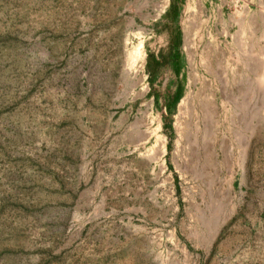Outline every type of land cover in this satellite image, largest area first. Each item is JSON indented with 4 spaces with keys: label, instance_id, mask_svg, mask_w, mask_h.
I'll return each mask as SVG.
<instances>
[{
    "label": "rangeland",
    "instance_id": "374dc122",
    "mask_svg": "<svg viewBox=\"0 0 264 264\" xmlns=\"http://www.w3.org/2000/svg\"><path fill=\"white\" fill-rule=\"evenodd\" d=\"M201 4L196 31L195 0H0V264H264V0ZM191 26L198 78L209 40L241 71L216 156L178 112Z\"/></svg>",
    "mask_w": 264,
    "mask_h": 264
},
{
    "label": "bare ground",
    "instance_id": "6f19581e",
    "mask_svg": "<svg viewBox=\"0 0 264 264\" xmlns=\"http://www.w3.org/2000/svg\"><path fill=\"white\" fill-rule=\"evenodd\" d=\"M196 1H198V6H199V13H197L198 14V18H193L194 20H190V22H189V25L190 24H193V26L195 25V22H196V25L194 26L195 28H196V31H197V29L198 30H202V29H204L203 28V7H202V4H201V1L202 0H195V2ZM194 15V14H193ZM238 20V19H237ZM243 20V19H242ZM194 21V22H193ZM236 21V20H235ZM241 21V20H240ZM243 24V23H242ZM241 24V25H242ZM244 25V24H243ZM193 26H191V27H189L188 29H187V38H186V44H187V46H188V48H189V51H188V55H189V62L191 63V67H192V69L194 70V73H193V80H194V82L195 83H197L198 81H201V86H202V92H201V95L199 96V99L197 98V100H195L194 101V99H193V96H192V94H191V96H189V97H187L186 99H184L183 101H182V103H181V107L179 108L180 110L178 111V112H180L179 114L181 115H179L181 118H183V115H187L188 114V112H189V114H190V117H189V119L191 118V120L194 122L195 120H197L198 122L195 124V123H193V124H195L194 125V127H195V131H197V134L195 135V141L199 138V141H203L202 143V146H205L204 148H205V150L207 151V152H213L214 154H215V156L217 155V148H216V141H217V139H216V136H215V134L212 132V126L214 125L213 123H216L215 121V119H216V117H217V114H218V102H217V99H216V93H215V89L217 88V89H219L220 91H221V95L220 96H222V100L224 101V102H222L221 104L224 106L225 105V102H231L232 100H233V98L234 99H238L237 97L235 98V97H233V93H234V91H232V88L230 87V81L234 78V79H236L237 80V78L238 77H240V73H241V71L239 70V69H237L235 66L237 65H235L234 67V69H232V71H233V73H232V75H230L228 72L230 71L231 72V70H229V67H230V60H228V58H227V54H226V52H225V50L222 48V46H220V45H218V44H215L212 40H209L208 41V43H207V45H206V47L204 48V50H203V52H202V54H201V57H200V62H199V64H200V66L203 68V70L205 71V75H207V76H204V78H203V80H201L200 78H198V76H197V73H196V71H197V69H196V66H195V57H194V54L192 53V50H193V46H194V43H193V41H194V37L197 35V34H195V33H193ZM248 26V25H247ZM245 27H246V25H245ZM245 29H247V28H244V30H243V28H242V30L245 32ZM249 29H251V28H249ZM204 31V30H203ZM191 32H192V34H191ZM249 32V31H248ZM227 34V33H226ZM245 34V33H244ZM193 36V37H192ZM210 36V35H209ZM253 44V43H252ZM245 46H247V45H245ZM250 46V45H249ZM248 48V47H247ZM246 48V49H247ZM250 48V51H251V49H252V47L250 46L249 47ZM264 48V47H263ZM263 48H262V50H263ZM264 51V50H263ZM253 50L250 52V53H252L253 54ZM249 53V50H245V53H244V56H243V69L242 68H240V69H242V70H244V73L246 74V77H247V82L245 83V84H247L248 83V86H247V88L249 89V93H245V94H250V97H252V93H254L253 92V89L255 88L254 86H253V77H256V76H254L256 73H255V65H256V62L254 61V56L252 55V54H250ZM261 54H263V53H261ZM263 56V55H262ZM238 58H240L239 57V54H238ZM242 58H240V60H241ZM140 60H141V57H140V49H138V50H136V51H133V52H131V53H129V56H128V63H127V68L129 69V70H133L137 65H138V63L140 62ZM240 60H239V62H240ZM264 61V60H263ZM233 63V62H232ZM255 63V64H254ZM242 65V64H241ZM237 66H239V65H237ZM232 67V66H231ZM141 69V68H140ZM128 70V71H129ZM262 70L264 71V69L262 68ZM192 73V72H191ZM264 72H262V74H261V76L262 75H264L263 74ZM241 77H244V76H241ZM196 78V79H195ZM230 78H232V79H230ZM212 79H214L215 80V85H214V83H213V81L214 80H212ZM240 78H238V80H239ZM243 80V79H242ZM245 80V79H244ZM234 82V81H233ZM237 82L238 81H236L235 83L237 84ZM242 81H240L239 82V85L241 84V86L240 87H242V83H241ZM233 84V83H232ZM235 84V86H237ZM237 89H238V87H236ZM243 88H244V86H243ZM246 89V88H245ZM247 90V89H246ZM242 92H240V90H239V92L240 93H243L244 91L243 90H241ZM238 92V93H239ZM239 93V94H240ZM234 96H236L235 95V93H234ZM237 96H239V95H237ZM253 96H254V94H253ZM247 97V96H246ZM245 97V98H246ZM249 97V96H248ZM244 99V98H243ZM246 100H247V98H246ZM233 101H235V100H233ZM245 101V100H244ZM253 100L251 99L250 100V102H252ZM237 102V101H236ZM249 102V101H248ZM245 103V102H244ZM234 104H235V102H234ZM247 104H249V103H247ZM220 105V104H219ZM221 105V106H222ZM238 105V104H237ZM250 105V104H249ZM236 106V105H235ZM234 106V107H235ZM250 107V106H249ZM248 107V109H250ZM244 108V107H243ZM220 109V108H219ZM235 109H236V107H235ZM234 109V110H235ZM252 109H253V107H252ZM251 109V110H252ZM221 111V110H220ZM237 111V110H236ZM248 110H246V112H247ZM245 112V113H246ZM251 112V111H250ZM252 113V112H251ZM251 113L249 114V116L251 115ZM189 114L187 115V116H189ZM234 114H235V112H234ZM248 114V113H247ZM245 115V116H248V115ZM219 115V114H218ZM186 116V117H187ZM185 117V118H186ZM224 117H226V116H224ZM230 117H232L230 120H233V116L231 115ZM177 118H178V116H177ZM181 118H178V120L176 121L177 122V124L179 125V123L181 122V121H183V120H181ZM218 118V117H217ZM189 119H187V120H189ZM249 119V118H248ZM229 120V121H230ZM245 120V119H244ZM252 120V119H251ZM222 121V120H221ZM191 122V121H190ZM188 123V122H187ZM232 123V122H231ZM240 123V122H239ZM181 124V123H180ZM185 124V123H184ZM190 125L189 126H192L191 125V123H189ZM213 124V125H212ZM222 124V123H221ZM234 124V123H233ZM252 124V123H251ZM178 125H177V127H178ZM217 125V124H216ZM244 125V124H243ZM248 125V124H247ZM250 125V124H249ZM180 126V125H179ZM188 125H186V127H187ZM221 126V125H220ZM251 126H253V125H251ZM175 127H176V125H175ZM219 127V126H218ZM244 127V126H243ZM247 127V126H246ZM182 127H180V129H181ZM184 128V127H183ZM249 128H251L250 126H249ZM249 128H248V130H249ZM189 129V128H188ZM192 129V128H191ZM194 129V128H193ZM247 129V128H246ZM254 129V128H253ZM177 130H179V128H177ZM157 131V130H156ZM188 131V130H187ZM218 131V130H217ZM221 131V130H220ZM252 131V132H251ZM179 132H181V131H179ZM190 132V131H189ZM186 135H187V133L186 132H184ZM249 133V132H248ZM179 134V133H178ZM184 134V135H185ZM250 134L251 135H253V130H251L250 129ZM180 135V137H181V134H179ZM183 135V134H182ZM191 135V133H189V136L188 137H191L190 136ZM238 135V134H237ZM180 137H178V138H180ZM185 137V136H184ZM234 137H235V134H234ZM237 137V136H236ZM247 137V136H246ZM252 136H250V138H251ZM227 138V137H226ZM249 138V139H250ZM182 139V138H181ZM225 139V138H224ZM228 139V138H227ZM187 140V139H186ZM246 140H248V139H246ZM178 141V140H177ZM182 141V140H181ZM191 142H193L192 140H190ZM222 141H224L223 139H222ZM230 141V140H229ZM248 141H250V140H248ZM165 138H161V144L160 145H162V153L163 154H165V152H166V149H165ZM160 143V142H159ZM193 143H195V142H193ZM222 143V145H220V146H222V148L224 149V145H226V143L224 142H221ZM230 143V142H229ZM228 143V144H229ZM249 143V142H248ZM196 144H198L197 142H196ZM208 144H211L212 145V148H211V146H209ZM181 145V144H180ZM180 145L178 144V147H180ZM194 145V144H193ZM230 145V144H229ZM248 145V144H247ZM182 146V145H181ZM195 146V145H194ZM231 146H232V144H231ZM196 147V146H195ZM176 148V147H175ZM203 148V147H202ZM219 148H221V147H219ZM247 148H248V146H247ZM199 149V148H198ZM212 149V150H211ZM226 149V148H225ZM230 149V148H229ZM178 150V149H177ZM197 150V149H196ZM181 152H183L182 150H180ZM203 151V150H202ZM221 151H222V149H221ZM160 152V151H159ZM158 152V153H159ZM178 152V151H177ZM180 152V153H181ZM194 152H196V151H194ZM201 152V151H200ZM227 152V151H226ZM226 152H224L225 154H228V152H229V150H228V152L226 153ZM231 152H232V150H231ZM161 153V154H162ZM204 153V152H203ZM208 153V154H209ZM230 153V152H229ZM160 154V155H161ZM162 154V155H163ZM197 154H198V152H197ZM202 154V153H201ZM211 154V153H210ZM225 154H224V157H225ZM234 154V153H233ZM193 155V154H192ZM205 155L207 156V154L205 153ZM178 156H179V154H178ZM198 156V155H197ZM205 156V157H206ZM215 156H213L214 158H215ZM192 157V156H191ZM212 156H209V158H213ZM179 158V157H178ZM204 158V157H203ZM223 158V157H222ZM228 158H230L231 159V157L229 156ZM202 159V158H201ZM216 159V158H215ZM194 160H195V156H194ZM196 160H199L198 159V157H197V159ZM208 160V159H207ZM210 160V159H209ZM218 160V159H217ZM220 160V159H219ZM226 160V159H225ZM158 161V160H157ZM195 162V161H194ZM196 163V162H195ZM198 163V162H197ZM202 163H203V160H202ZM201 163V164H202ZM222 163H223V160H222ZM200 164V165H201ZM226 164V163H225ZM163 165V164H162ZM203 166H205V165H203ZM196 167V166H195ZM198 167V166H197ZM206 168V167H205ZM209 168V167H208ZM215 168H216V166H215ZM194 169V168H193ZM197 169V168H196ZM200 169L202 170V165H201V167H200ZM212 169V168H211ZM210 169V170H211ZM199 170V169H198ZM162 171V170H161ZM200 171V170H199ZM215 171V170H214ZM200 173V172H199ZM215 173V172H214ZM200 174H202V171H201V173ZM203 176V175H202ZM205 176H207V174L205 175ZM216 176H217V173H216Z\"/></svg>",
    "mask_w": 264,
    "mask_h": 264
}]
</instances>
